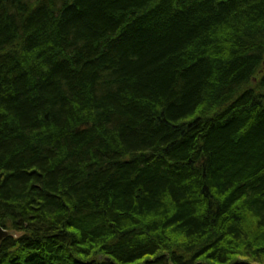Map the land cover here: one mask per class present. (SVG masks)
<instances>
[{"label": "trees", "instance_id": "trees-1", "mask_svg": "<svg viewBox=\"0 0 264 264\" xmlns=\"http://www.w3.org/2000/svg\"><path fill=\"white\" fill-rule=\"evenodd\" d=\"M0 264H264V0H0Z\"/></svg>", "mask_w": 264, "mask_h": 264}, {"label": "water", "instance_id": "water-1", "mask_svg": "<svg viewBox=\"0 0 264 264\" xmlns=\"http://www.w3.org/2000/svg\"><path fill=\"white\" fill-rule=\"evenodd\" d=\"M8 236H9V233H8L6 230L0 228V244H1V243L3 242V240H5Z\"/></svg>", "mask_w": 264, "mask_h": 264}]
</instances>
